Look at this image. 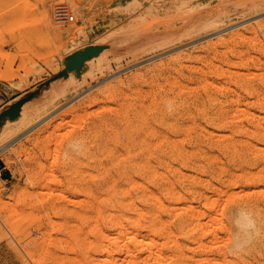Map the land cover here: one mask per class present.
I'll list each match as a JSON object with an SVG mask.
<instances>
[{
	"label": "rangeland",
	"instance_id": "1",
	"mask_svg": "<svg viewBox=\"0 0 264 264\" xmlns=\"http://www.w3.org/2000/svg\"><path fill=\"white\" fill-rule=\"evenodd\" d=\"M42 1L0 0V264H264V0Z\"/></svg>",
	"mask_w": 264,
	"mask_h": 264
},
{
	"label": "bare ground",
	"instance_id": "2",
	"mask_svg": "<svg viewBox=\"0 0 264 264\" xmlns=\"http://www.w3.org/2000/svg\"><path fill=\"white\" fill-rule=\"evenodd\" d=\"M210 3V1L209 0H204V1H202V4L203 5H208ZM52 6V5H51ZM49 7H50V0H45V1H42V3L40 4V7H39V13H38V18H39V20L40 21H42V22H44L45 23V25H46V27H48V29L49 28H51V26H52V22H51V18H50V13H49ZM210 7V6H209ZM51 9H52V7H51ZM222 9V8H221ZM227 10V9H226ZM50 11H52V10H50ZM52 13V12H51ZM225 13H227L226 11H225ZM224 15V14H223ZM52 16V15H51ZM54 17V16H53ZM56 29V28H55ZM227 29H228V27H227ZM80 30V29H79ZM226 30V29H225ZM218 32H219V30H218ZM221 32V31H220ZM70 78V77H69ZM176 79V78H175ZM176 81V80H175ZM79 82V81H78ZM62 84V83H61ZM64 84V83H63ZM60 87H61V85H60ZM192 87V86H191ZM189 88V87H188ZM193 88V87H192ZM257 88V87H256ZM79 89V88H78ZM63 91V90H62ZM76 93V92H75ZM260 93H261V91H260ZM257 96H258V94H257ZM170 97V96H169ZM262 97V96H261ZM168 98V97H167ZM259 106V105H258ZM261 106V105H260ZM164 109V108H163ZM241 109V108H240ZM257 109V108H256ZM168 110V109H167ZM35 118V117H34ZM33 120V119H32ZM38 120H34V121H32V122H30V123H28V124H25V125H23L22 127H20L18 130H16V131H13L12 132V134L10 135V137H7L6 138V140H4L5 142L4 143H6L7 141H10L11 139H14L15 137H18L19 135H21V133H23L24 131H26L27 129H29L32 125H34L36 122H37ZM15 126V125H14ZM21 126V125H20ZM14 130H15V128H14ZM90 165V164H89ZM108 167V166H107ZM90 169V168H89ZM96 169V168H95ZM105 169V168H104ZM94 170V169H93ZM124 172V171H123ZM89 173V172H88ZM99 173V172H98ZM88 176H90V175H88ZM123 176V175H122ZM111 179V178H110ZM113 179V178H112ZM107 180V179H106ZM133 182V181H132ZM134 182H135V180H134ZM133 184V183H132ZM124 189H126V188H124ZM120 192V191H119ZM136 192V191H135ZM99 195V194H98ZM118 196V195H117ZM126 196V195H125ZM119 197H120V195H119ZM95 200V199H94ZM99 200V199H98ZM94 202V201H93ZM116 202V201H115ZM102 205V204H101ZM90 208V207H89ZM93 208V207H92ZM96 208V207H95ZM94 211V210H93ZM241 211V210H240ZM97 213V212H96ZM95 213V214H96ZM242 214V213H241ZM239 215V214H238ZM96 216V215H95ZM101 216V215H100ZM239 217H240V215H239ZM95 218V217H94ZM241 218H243V220H241L240 219V221H238V223L240 222L241 223V225L243 224V223H246L245 222V218L244 217H241ZM128 219V218H127ZM127 219H125V221H127ZM254 219V218H253ZM94 221V220H93ZM124 221V222H125ZM129 221V220H128ZM127 221V222H128ZM237 221V220H236ZM247 221V220H246ZM95 222V221H94ZM119 222V221H118ZM126 222V223H127ZM120 223V222H119ZM125 223V224H126ZM237 222H235V224H236ZM237 223V224H238ZM249 223H251V222H249ZM249 223H248V225H249ZM95 224V223H94ZM238 225H240V224H238ZM246 225V224H245ZM247 226V225H246ZM245 226V227H246ZM242 227H244V226H242ZM248 227V226H247ZM246 227V228H247ZM121 228H123L122 227V225H121ZM249 228V227H248ZM124 229V228H123ZM239 229V228H238ZM126 230V229H125ZM237 231V230H236ZM238 231H240V230H238ZM122 232V231H121ZM120 232V233H121ZM119 233V234H120ZM246 233V232H245ZM117 234V233H116ZM127 234V232L125 233V235ZM236 234H237V232H236ZM248 234V233H247ZM102 235H104V234H102ZM107 235V234H106ZM111 235V234H110ZM132 235H134V234H132ZM241 235V234H240ZM239 234L237 235V236H240ZM243 235V234H242ZM101 236V235H100ZM105 236V235H104ZM114 236V235H113ZM121 236H122V234H121ZM247 237H248V235H246ZM98 237V236H97ZM111 237V236H110ZM115 237V236H114ZM241 237H245V235L244 236H241ZM246 237V238H247ZM101 238H103V236L101 237ZM109 238V237H108ZM113 238V237H112ZM117 238V237H116ZM116 238H114V240H116ZM118 238H122V237H118ZM124 238H125V236H124ZM105 239H106V237H105ZM127 239H129V237L127 238ZM133 239V240H132ZM134 239H136V238H133V237H131V240H132V242L134 241ZM242 239V238H241ZM240 239V240H241ZM243 240H244V238H243ZM242 240V241H243ZM129 241H130V239H129Z\"/></svg>",
	"mask_w": 264,
	"mask_h": 264
},
{
	"label": "built area",
	"instance_id": "3",
	"mask_svg": "<svg viewBox=\"0 0 264 264\" xmlns=\"http://www.w3.org/2000/svg\"><path fill=\"white\" fill-rule=\"evenodd\" d=\"M54 15L57 22L70 23L74 19L65 3H59L55 6Z\"/></svg>",
	"mask_w": 264,
	"mask_h": 264
},
{
	"label": "water",
	"instance_id": "4",
	"mask_svg": "<svg viewBox=\"0 0 264 264\" xmlns=\"http://www.w3.org/2000/svg\"><path fill=\"white\" fill-rule=\"evenodd\" d=\"M7 176H8V174H7Z\"/></svg>",
	"mask_w": 264,
	"mask_h": 264
}]
</instances>
